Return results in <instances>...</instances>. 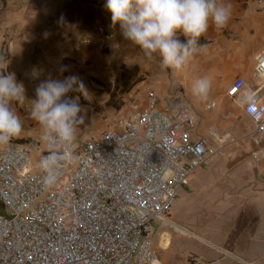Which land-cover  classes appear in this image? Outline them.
<instances>
[{
    "label": "built area",
    "instance_id": "obj_1",
    "mask_svg": "<svg viewBox=\"0 0 264 264\" xmlns=\"http://www.w3.org/2000/svg\"><path fill=\"white\" fill-rule=\"evenodd\" d=\"M255 1L264 8V0ZM254 74L250 94L242 77L227 90L251 123L238 138L214 127L203 137L186 97L170 98L162 109L150 91L99 135L75 138L66 149L75 159L54 186L43 185L38 166L48 149L35 156L14 139L0 146V264H160L157 243L173 228L174 200L212 151L249 143L252 161L264 163V45Z\"/></svg>",
    "mask_w": 264,
    "mask_h": 264
},
{
    "label": "crops",
    "instance_id": "obj_2",
    "mask_svg": "<svg viewBox=\"0 0 264 264\" xmlns=\"http://www.w3.org/2000/svg\"><path fill=\"white\" fill-rule=\"evenodd\" d=\"M78 1L84 12L81 17L79 13L74 14L81 22L86 21L89 29L83 31L77 25L75 33L71 34L67 23L66 34L61 36L62 39H55L48 53L44 52L35 59L31 55L34 50L33 41L20 39L21 32H18L6 57L0 56V71L14 74L16 81L22 83L25 90V100L11 105L22 121V132L15 139L29 141L27 145L33 147L35 156L39 151L48 149L47 144L41 140V126L31 116V101L37 98L36 88L48 80L65 79L72 75L78 76L85 85V90L76 91L74 97H78L82 108L79 115L84 116V123L77 126L76 140L80 137L85 141L99 135L115 119L129 115L134 100L143 105L150 91L159 96L163 102L160 107L165 109L170 99L166 92L178 87L176 76L191 77L196 69L208 70L211 73L210 81L216 79L223 87V97L232 106V109L226 111L224 119H231L251 129V124L245 123L241 108L227 97V90L236 77L245 79L248 94L258 85L254 70L264 45V8L258 6L255 0H223V3L231 5L228 24L221 30L210 26L201 37L208 44L181 70L163 68L158 55L155 58L146 57L139 46L124 39L119 24H112L108 11V22L100 25L103 7L99 8L93 0ZM72 14L70 12L69 16ZM1 50L2 45L0 54ZM217 107L218 103L213 109ZM229 112L230 116L227 118ZM209 127H214L220 134L230 132L235 138L241 137L237 135L238 131L234 126L224 125L223 122L210 124L202 131L203 137H208ZM227 129L230 130L224 132ZM91 131L94 132L93 135L83 137ZM249 161L250 156L248 160H240V157L221 158L216 163L222 166L235 165L232 168L238 172L232 171L221 177L225 178L223 181L235 183L234 186L240 188L238 198L242 201L236 204L237 192L228 191L226 216L220 227L206 226L207 221L214 219V213L219 212L220 208L215 205H193L191 202L192 197L203 192L202 188L207 189L212 182H216L214 175L207 182L192 183L193 191L183 203V206L190 209V215L185 222L172 224L182 233L206 244L203 250L198 251L201 264L264 262V163L250 164ZM249 170L254 173L249 175ZM195 211L196 215L193 217L192 213ZM205 214L210 215L208 217ZM204 215L206 218L203 225ZM168 229L164 230L158 241V247L164 250L172 240V233ZM166 242L169 243L167 248L164 247Z\"/></svg>",
    "mask_w": 264,
    "mask_h": 264
},
{
    "label": "clouds",
    "instance_id": "obj_3",
    "mask_svg": "<svg viewBox=\"0 0 264 264\" xmlns=\"http://www.w3.org/2000/svg\"><path fill=\"white\" fill-rule=\"evenodd\" d=\"M105 8L125 40L139 46L148 58L158 55L163 68L174 70H181L204 47L200 38L210 26L221 30L231 17V5L223 0H106ZM210 89V79L201 77L194 81L192 94L206 99ZM82 90L85 85L76 75L48 80L36 88L37 98L31 101V116L41 126V140L48 146L38 165L45 187L54 186L63 165L75 159L66 149L73 144L84 116L79 115L78 97L62 98ZM24 91L14 74L0 71V146L22 132L21 118L11 105L25 100Z\"/></svg>",
    "mask_w": 264,
    "mask_h": 264
},
{
    "label": "rangeland",
    "instance_id": "obj_4",
    "mask_svg": "<svg viewBox=\"0 0 264 264\" xmlns=\"http://www.w3.org/2000/svg\"><path fill=\"white\" fill-rule=\"evenodd\" d=\"M93 3L99 6V8L103 7L101 10L102 20H100V25H104L109 19L108 14L106 13L107 10L103 6L106 3V0H93ZM70 12L73 13L72 16H69ZM83 12L84 9H82V5L78 0H0V42H3L0 44L2 45V53L0 56L3 57L4 55L6 57L18 32H21L20 39L33 41L34 50L31 54L33 59H35V57H40L44 52L48 53L47 51L54 45V40H61V36L66 34L67 26L70 27L69 31L71 34L75 33V30L78 28L77 25H79V28L83 31L89 29L86 21L81 22V20H78ZM74 13H79V17L75 16ZM66 18L70 20L68 21ZM67 23H69V25H67ZM33 59L31 61L35 62ZM201 77L210 78L211 73H209L208 70L196 69L191 77L182 75L178 78V76H176L178 87L167 91L166 93L170 98L183 96L188 99L197 113L201 131L207 128L210 124L223 122L224 125L227 124L228 126H234L235 130L238 131L237 135L239 136L249 134L251 129L248 127L246 128L241 123L233 122L231 119H224L226 111L232 109V106L223 97V87H221L216 79L215 81H211V89L206 99H200L192 94V85L194 81ZM167 83L170 84L169 82ZM213 102H216V104L218 103V107L207 111L206 105ZM244 118L245 123L250 125L251 123L248 118L246 116ZM229 130L230 129H227L224 132H228ZM92 133L94 132L91 131V133H87L83 135V137L86 138L88 135L91 136L93 135ZM13 139L16 141L20 140ZM77 139L79 143L84 140L80 137ZM245 147V149H242L236 146H229L222 148L218 152L212 151L208 163L204 165L195 176L190 177L186 184L179 190L171 210L169 211L168 218L174 223L185 222L186 218L190 215V209L183 206V203L193 191L192 183L200 181L207 182L209 178L214 175L216 182H212L207 189L202 188L203 192L198 193L199 195L196 197H192L191 202L193 205H215L216 208H220L219 212L214 213V219L208 220L206 224L209 228L214 226L220 227L224 222L223 220H225L223 218L226 216V203L229 199L228 191L234 190L233 192H237V194L234 193L237 195V197H235L236 200L238 199L236 204H239L242 201L238 198L240 188L235 187V183H227L226 181H223L225 178L221 177V175L230 174L232 171L238 172L235 168H232L235 165L222 166L216 163L220 162L221 158L235 159L240 157V160H248L251 145L248 143ZM251 162L253 164L255 163L252 159L248 163L252 164ZM242 172L245 171L243 170ZM253 173V170H249V175H252ZM196 211L192 213L193 217H195ZM205 215L209 217L210 214ZM205 215L202 218L203 225L204 219L206 218ZM168 231L172 233L170 246L164 250L163 248L158 247L159 243L157 244L159 263L201 264L199 262L200 256L198 255V251L203 250L206 244L187 233L184 234L176 230L175 228H169Z\"/></svg>",
    "mask_w": 264,
    "mask_h": 264
},
{
    "label": "trees",
    "instance_id": "obj_5",
    "mask_svg": "<svg viewBox=\"0 0 264 264\" xmlns=\"http://www.w3.org/2000/svg\"><path fill=\"white\" fill-rule=\"evenodd\" d=\"M179 38L183 41L185 38L180 34L179 35ZM200 42H201V44H203V45H205V44H208V42H206L205 40H203V39H201L200 38ZM29 141H25V140H20V141H18V143H21V144H27Z\"/></svg>",
    "mask_w": 264,
    "mask_h": 264
},
{
    "label": "bare ground",
    "instance_id": "obj_6",
    "mask_svg": "<svg viewBox=\"0 0 264 264\" xmlns=\"http://www.w3.org/2000/svg\"><path fill=\"white\" fill-rule=\"evenodd\" d=\"M173 224V223H172ZM173 226V225H172ZM173 228H175V227H173ZM175 229H177V228H175ZM178 231H180V232H182L181 230H179V229H177ZM168 238V237H167ZM168 245H169V243L168 242H166V244H165V248H167L168 247Z\"/></svg>",
    "mask_w": 264,
    "mask_h": 264
}]
</instances>
